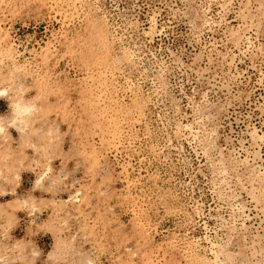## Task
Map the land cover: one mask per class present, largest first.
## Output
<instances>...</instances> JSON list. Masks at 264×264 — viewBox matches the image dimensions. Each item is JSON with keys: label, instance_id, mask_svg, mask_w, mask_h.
<instances>
[{"label": "rangeland", "instance_id": "1", "mask_svg": "<svg viewBox=\"0 0 264 264\" xmlns=\"http://www.w3.org/2000/svg\"><path fill=\"white\" fill-rule=\"evenodd\" d=\"M0 93V264H264V0H0Z\"/></svg>", "mask_w": 264, "mask_h": 264}, {"label": "clouds", "instance_id": "2", "mask_svg": "<svg viewBox=\"0 0 264 264\" xmlns=\"http://www.w3.org/2000/svg\"><path fill=\"white\" fill-rule=\"evenodd\" d=\"M3 96V93H0V97H2ZM4 131V129L3 128H0V132H3Z\"/></svg>", "mask_w": 264, "mask_h": 264}, {"label": "bare ground", "instance_id": "3", "mask_svg": "<svg viewBox=\"0 0 264 264\" xmlns=\"http://www.w3.org/2000/svg\"><path fill=\"white\" fill-rule=\"evenodd\" d=\"M17 109H18V108H17ZM17 111H19V109H18ZM25 111H26V110H25ZM19 112L21 113L22 111H19ZM16 113H17V112H16ZM21 114H22V113H21ZM16 121H17V120H16ZM19 121H20V120H19ZM19 121H18V122H19ZM16 125H17V123H16Z\"/></svg>", "mask_w": 264, "mask_h": 264}]
</instances>
